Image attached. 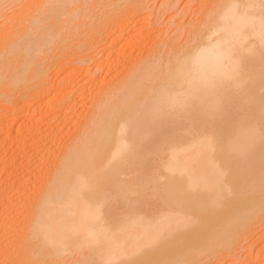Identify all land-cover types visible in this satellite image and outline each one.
I'll return each mask as SVG.
<instances>
[{
	"label": "bare ground",
	"instance_id": "1",
	"mask_svg": "<svg viewBox=\"0 0 264 264\" xmlns=\"http://www.w3.org/2000/svg\"><path fill=\"white\" fill-rule=\"evenodd\" d=\"M143 1L35 0L18 17L21 0H0V147L15 152L0 164L26 217L15 230L5 196L0 264H209L264 222V0H201L184 45L133 58L156 21Z\"/></svg>",
	"mask_w": 264,
	"mask_h": 264
},
{
	"label": "rangeland",
	"instance_id": "2",
	"mask_svg": "<svg viewBox=\"0 0 264 264\" xmlns=\"http://www.w3.org/2000/svg\"><path fill=\"white\" fill-rule=\"evenodd\" d=\"M30 1V2H29ZM31 1L33 2V1H35V0H26V2H25V0L22 2V0H21V2L22 3H20L19 5H16V6H14V7H12V8H10V9H8V11H10V12H8V11H6V13H7V16H9L10 14H13L14 12H15V14H16V16H18L19 14L21 15L24 11H26V5H28L29 3H31ZM36 1H38V0H36ZM177 2L174 4V5H172V7L171 6H169V8H168V2L166 3V0H156V2H155V0H144L143 1V5L142 6H139V7H137L138 8V11L135 13V15H139V14H141L142 16V18L145 16L146 17V20L147 21H149L150 22V20L152 21V20H156V21H153V23L151 22V27L148 25L147 26V29H151L153 26V28H154V30H153V28H152V30H150V32H152L153 31V35H149L148 37L146 36L143 40H142V42L140 41L139 43H137L138 45H136V47L134 46V51H132L133 49H131V53L130 54H132V55H134L135 53H136V55H134V56H132L133 58H136V57H141L142 56V58L146 55V53H147V51L152 47V44H154V43H156V41H157V44L158 43H160L159 45H165L164 43L165 42H167L166 44H168V43H171V45H172V43L174 44V46H176V48L177 47H179V46H181V45H184V43H185V41L186 40H188V38H187V36H188V34H189V31H190V27L193 25V23L195 22V21H197V20H200L201 19V17H202V12H203V10L201 9V0H176ZM155 2V3H154ZM161 2H165L167 5H165V3H162L164 6H163V8H161V9H159V11H157L158 10V5H160L161 4ZM154 3V4H153ZM105 5V4H104ZM131 5H133V3H131V4H129V5H127V7H130ZM149 5H150V7H149ZM153 5V6H152ZM171 5V4H170ZM102 6H103V4H102ZM144 6H145V8L147 7V10L146 9H144ZM155 6H157V7H155ZM16 7H17V9L19 10V11H17L16 10ZM148 7H149V9H148ZM23 8H25L24 9V11H23ZM157 8V9H156ZM100 9H101V6H100ZM142 9H144V11H142ZM13 10V11H12ZM22 10V11H21ZM17 11V12H16ZM156 12V13H155ZM159 14V18L161 17V19H159L158 18V14ZM161 13V14H160ZM155 14V15H154ZM19 15V16H20ZM152 15H153V17H152ZM18 16V17H19ZM140 16V15H139ZM147 16H149V17H147ZM155 16H157V19L155 18ZM159 19V20H158ZM5 20V18H0V27H4L5 25L4 24H6V26L4 27V29L3 30H5V28L7 27V26H9L10 25V20H8V21H4ZM143 20H145L144 18H143ZM159 21V22H158ZM144 22V21H143ZM156 24H155V23ZM158 23V24H157ZM146 25H147V23H146ZM153 25V26H152ZM156 25V26H155ZM148 27H150V28H148ZM156 27V28H155ZM1 29V30H2ZM149 31V30H148ZM159 32V33H158ZM155 33V34H154ZM169 34V35H168ZM172 36V37H171ZM190 36V35H189ZM187 38V39H186ZM147 40V41H146ZM159 41V42H158ZM151 42V43H150ZM76 43L78 44L79 42H77V41H75V44H74V42L71 44V45H69L65 50H66V52H65V54H63V56H68V57H70L71 59H73V56H72V54H76L75 52H77V54H78V51H75V45H76ZM140 44V45H139ZM73 45H74V47H73ZM142 45V46H141ZM133 47V46H132ZM69 48H70V50H69ZM71 48H73V49H71ZM129 48V47H128ZM130 48H131V46H130ZM136 48H137V50H136ZM64 49H61V51H62V53H64ZM67 50H69V51H67ZM73 50V52H71ZM139 50V51H138ZM75 51V52H74ZM68 52V53H67ZM55 53V54H54ZM54 53H50V57L51 56H54V59H52V58H50V57H48V59H47V61L44 63V65H43V67L44 68H47L48 66H49V68H48V73H49V76H52V75H54V74H56V73H58L59 71H60V68H61V66L59 65V61L61 60V59H59V58H63L62 56H61V52L59 51L58 52V54H57V52L55 51ZM81 53V52H80ZM145 53V54H144ZM89 53L87 52L86 53V55L84 54V56H87ZM91 54V53H90ZM142 54V55H141ZM72 56V57H71ZM50 58V59H49ZM83 58V56H81L79 59H77L75 62L77 63V61H80L81 59ZM58 59V65H57V63L55 62L56 60ZM130 60H131V58H129ZM51 62V64H49ZM54 64H53V63ZM79 63V62H78ZM78 63L77 64H75V65H72V67L73 66H76V67H80V68H83L84 66H85V64H84V66H81L82 64H80L79 63V66H77L78 65ZM48 64V65H47ZM87 64V63H86ZM55 65H57V67H55ZM70 66V65H69ZM54 67V68H53ZM71 68V67H70ZM53 70V71H52ZM52 72V73H51ZM54 72V73H53ZM79 75L80 73L79 72H77L76 73V75ZM107 80V79H106ZM0 87H1V85H0ZM1 89H2V87L0 88V91H1ZM97 91V90H96ZM0 94H1V92H0ZM0 99H1V101H0V107H1V103L3 104V101H4V97H3V95L1 94V97H0ZM85 112V111H84ZM79 113H81V111H79ZM84 113L82 112L81 113V115H83ZM85 115V114H84ZM82 118V117H81ZM82 120V119H81ZM69 129V128H68ZM70 129H72L73 130V128H71L70 127ZM69 129V131H71ZM5 134L6 133H3V134H1L2 136L4 135L5 136ZM0 135V140H1V138H2V136ZM12 138V137H11ZM7 144H4L3 146H2V148L0 147V160L2 159V158H5V159H7V157H9V158H11L13 155H14V149L12 148V147H9V148H7L8 147V145L6 146ZM2 149V150H1ZM11 150V151H10ZM5 151V152H4ZM2 153V154H1ZM1 156H2V158H1ZM4 156V157H3ZM18 159V158H17ZM19 160V159H18ZM3 161V160H2ZM15 161H17V160H15ZM18 162V161H17ZM4 167H5V170L7 171V172H10L11 170H12V165H10V164H8V166H7V164L6 165H3V163L1 162V164H0V195H1V199H0V206H2V208L1 209H3V207H4V205H5V203L6 202H4V199H5V196H6V198L8 199H6V201H10L11 202V200H13L14 199V195H10V193L11 194H13L12 192H8L9 190H8V185H10V182H11V180H12V178L14 177L13 175L15 174V173H13V175L11 174L10 176L11 177H9V178H7L8 176H7V172L5 171V170H3L4 169ZM7 167V168H6ZM10 168V169H9ZM7 169H9V170H7ZM5 173V174H4ZM4 176V177H3ZM13 176V177H12ZM4 181V182H3ZM30 184H32V183H30ZM33 185V184H32ZM5 186V187H4ZM7 187V188H6ZM27 191V190H26ZM8 192V193H7ZM1 193H3V194H1ZM6 193V194H5ZM27 193H29L28 191H27ZM25 194V195H28V194ZM5 194V195H4ZM9 194V195H8ZM3 195V196H2ZM8 195V196H7ZM11 196H13V197H11ZM12 199H11V198ZM2 200V201H1ZM2 202H3V204H2ZM11 204H13V205H11ZM11 204H10V206H9V208L10 207H14V203H12L11 202ZM5 207H6V205H5ZM6 208H8V207H6ZM11 209V208H10ZM10 209H8V210H10ZM12 210V212L11 211H9V217H10V215L12 214V213H14V215L12 214L11 215V218H9L8 216V218H9V221H10V219H11V221H12V227L14 226H16L17 224H18V226H16V228H14L15 230H20L21 229V227H22V223H23V220L26 218L24 215H25V213H23V212H25V210L23 209V208H21V210H18L19 211V214H18V212L16 213L15 211H13V210H15V207H14V209L12 208L11 209ZM1 211V210H0ZM10 212H11V214H10ZM2 215V214H1ZM0 215V231H2V232H0V234H1V236L3 237V234H4V232H3V230L1 229L2 228V226H3V223H4V225H6V223H7V221H8V219L7 218H4V217H6V215L4 216V215H2L1 216ZM17 215V216H16ZM19 215V216H18ZM24 216V217H23ZM14 217V218H13ZM16 219V220H15ZM2 220V221H1ZM15 221H17V222H15ZM1 223H2V225H1ZM16 225H15V224ZM21 223V224H20ZM264 222L263 223H261V224H255V231L254 232H252V233H250L248 236L247 235H245L244 236V238L245 239H248V240H243L242 242H241V244H240V246L238 247V248H240L239 250H237L236 249V251H233L234 253H231V254H229L228 256H227V259H226V257H224V256H221V257H218L219 259L218 260H215L214 259V261H216V262H214V261H212L211 263H209V264H264V254L262 253L261 255L259 254V248H261V246H262V244H263V241L261 240L262 239V237L260 236L261 234L259 233V232H261V231H263L264 230ZM9 225V224H8ZM263 225V226H262ZM261 227L262 226V228L259 230V227ZM19 229H18V228ZM258 232V233H257ZM257 234H260V235H258L257 236ZM251 235H252V237H251ZM1 236H0V245H2V244H5V242L7 241H5V239H9V235L8 236H6V237H3V238H1ZM248 237V238H247ZM261 239H260V238ZM251 239V240H250ZM3 240V241H2ZM253 240V241H252ZM263 240H264V238H263ZM249 242V243H248ZM262 242V243H261ZM261 244V245H260ZM244 245V246H243ZM243 246V247H242ZM259 246V247H258ZM244 247H247V248H245L244 249ZM257 250V251H256ZM253 251V252H252ZM250 252H251V254H250ZM236 253V254H235ZM238 253V254H237ZM247 253V254H246ZM258 253V254H257ZM234 254V255H233ZM232 255V256H231ZM246 255V256H245ZM252 255H253V257H252ZM249 256V257H248ZM252 257V258H251ZM222 258H225L224 260L222 259ZM250 259V260H248V259ZM247 259V260H246ZM247 261V262H246ZM246 262V263H245ZM249 262V263H248ZM208 264V263H207Z\"/></svg>",
	"mask_w": 264,
	"mask_h": 264
}]
</instances>
